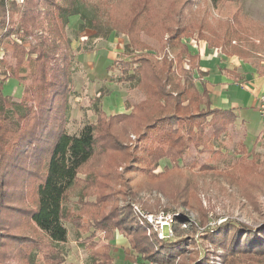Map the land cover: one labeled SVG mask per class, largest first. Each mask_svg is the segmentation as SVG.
<instances>
[{"label":"trees","instance_id":"obj_1","mask_svg":"<svg viewBox=\"0 0 264 264\" xmlns=\"http://www.w3.org/2000/svg\"><path fill=\"white\" fill-rule=\"evenodd\" d=\"M211 1L217 4L220 0ZM134 2L137 4L131 25H137L141 18L145 17L146 23L154 24L159 21L167 30L172 27L166 24V16L168 17L169 13L180 12L185 6V3H181L182 0L179 6H177L178 2L172 1L171 7L166 10L159 8L156 0H134ZM30 3L31 0H23L22 3H17V0H0L1 15L5 14L8 7L14 6L10 10L13 25L11 23L12 27L6 37L0 35V45H11L17 59L15 67L2 64L0 70L2 73L0 77V264H12L11 259L14 257H19L21 260L24 258L26 264H37L40 258L46 264H65L66 255L61 244L68 240L66 221L76 225L79 238L82 230L84 233H90L84 239L89 240L86 245L95 264H112L111 241L119 228L132 229L126 235L129 237L132 249L145 261L169 263L178 253H180V264H214L211 257L217 258V256H222V261L226 264L230 262L232 264L237 260H239L237 264H240L250 255L262 258L264 224L253 226L227 218L216 227L205 228L201 234V240L206 242L205 253L198 251L193 259L184 261L187 256L186 243L195 241L194 236H180L179 240L170 236L160 238L156 231H150L152 233L148 234L138 220L133 221L136 217H129L127 211L124 212L126 216H115L112 210L105 211V203L106 205L111 203L113 188L116 187L115 166L121 162V159L119 161L115 159L107 163L106 153L98 148L99 143L105 148L104 143L101 142L104 136L109 135L108 138L115 136L113 133L111 135L106 132L102 135L100 132V124L105 120L109 118L123 123L128 118V124L120 126L124 129L121 134L127 136L128 131L139 130L141 142L150 138L155 148L144 149L143 161L147 165H137L142 167L143 174L147 177L141 181L142 190L157 188L164 192L168 191L162 184L165 178L163 175L176 168L156 173L154 170L157 168L156 162L166 155L176 161L181 158L180 148L176 149L180 137L175 138V132L171 130L173 116L184 125L182 129L188 132L190 139H194L196 135L207 137L205 131L208 128L213 129L211 135L218 137L224 129L227 130L237 120L233 109L211 108L209 99L206 107L200 106V91L195 84L192 70L193 66L198 65L199 55L192 54L188 45L181 40L185 35L181 34L183 31L176 27L177 30L171 36L175 39L176 52L179 50L175 57L177 66L173 65L172 60L159 61L157 58L152 59L144 55L145 61L142 65L134 67L133 71L128 70L127 78L119 77L117 80L135 81L137 88L147 94V98L133 104L134 108L130 114L108 115L98 104L95 108L98 116L96 124H86L78 134H71L64 125L66 107H62L59 101L53 99L55 94L57 98L63 96L72 87L69 68L74 60V50L72 39L64 37L65 28L72 15H79L83 20L79 31L94 26V20L83 10L80 0H67L66 5H62L58 0H51L46 5L50 6L49 9L37 8L29 5ZM235 15L238 22L244 23L243 19L241 20L243 16L239 15V12ZM14 34L19 36V41L10 39ZM99 34L100 32L91 37L96 38ZM101 34L107 35L108 32L102 31ZM233 34L230 33L227 43L224 42L230 46L223 47L224 49L230 47V54H238V48L235 47L236 51H233L234 46L229 43ZM236 35L243 34L240 32ZM62 37L64 42H61ZM208 42L209 47L220 46L214 43L211 37H208ZM62 43L65 46H62ZM128 44L126 51L132 55L135 47L130 48ZM59 51L64 57L62 61L58 57L61 56ZM241 57L245 59L246 55ZM185 61H188L189 67ZM259 63L261 62L255 64ZM27 64L32 67L33 74L29 82H26L24 75H21L22 67ZM163 65L166 68L161 71ZM258 70L263 74L264 65L259 64ZM11 77L17 78L24 84L25 92L21 100L3 95V85ZM60 88H64V92L54 91ZM102 96L101 93L96 100L100 101ZM145 116L150 118L145 120ZM134 125L141 126L139 129L131 130V126ZM165 128H167L166 133L161 135ZM155 138L157 142H152ZM167 141H169L170 153L166 155L165 151L159 153L158 148L162 149ZM181 142L186 146L184 140ZM242 148L248 151L245 143L242 144ZM116 149L117 152L123 151L119 146ZM241 159L243 164L245 158ZM93 161L95 168L94 166L92 168L96 171L91 169L82 177V168L85 165L91 168L89 165H93ZM162 172L164 173L161 174ZM74 185H82L83 195L86 192L89 195H96L94 200L79 198L80 209L77 212L65 205L69 200L70 189ZM29 192L35 193L34 203L30 205L27 202ZM176 192V199L180 200V189ZM182 203L187 206L186 200ZM193 203L200 204L197 201ZM90 208H95L96 211L90 212ZM99 208H102V212L98 210ZM175 224L178 222L174 223V226ZM99 232L106 240L102 245H98L96 240ZM140 233L141 238L138 237ZM259 260L253 262L263 264L264 261L261 263Z\"/></svg>","mask_w":264,"mask_h":264},{"label":"rangeland","instance_id":"obj_2","mask_svg":"<svg viewBox=\"0 0 264 264\" xmlns=\"http://www.w3.org/2000/svg\"><path fill=\"white\" fill-rule=\"evenodd\" d=\"M50 1L31 0L29 5L44 9L48 7L47 9H49L50 6L46 5ZM58 1L62 5L67 4V0ZM172 1L178 2L177 6L180 5V0H156L159 8L163 10L169 9ZM22 2L23 0H17V3ZM133 2L134 0H80L83 10L94 20V26L87 27L83 31H79L80 24L83 22L80 16L72 15L70 17L64 37L72 39L74 50V60L69 68L71 69L72 87L63 96L57 98L55 94L53 99L59 101L62 107H66L64 125L71 134H78L86 124H96L98 116L95 108L98 104L108 115L130 114L134 103L147 98L146 92L137 88V82L117 80L119 77L127 78L128 70L133 71L134 67L142 65L145 61L144 55L152 59L157 58L159 61L172 60L173 65L177 66L175 57L179 50L176 52L175 39L171 38L172 33L177 30L176 27L183 31L181 34H185L181 40L187 45L192 43L200 45L204 41L209 45L208 37H211L214 43L220 45L215 48L221 49L226 55L231 53V48L224 49L223 46H230L224 42L227 43L228 35L234 33L229 43L234 46L232 47L233 51H236L235 47L238 48V55H246L245 60L250 62L244 65L251 71L253 62H262L264 65V0H220L217 4L211 0H182L181 3H185L184 8L180 12L169 13L168 17L166 16V24L172 27L168 29L170 31L165 29L162 22L146 23L145 17L141 18L137 25H131L137 4V1L134 4ZM12 8L14 6L8 7L4 15L0 14V35L2 36L9 34L10 27L13 25L10 16ZM237 12L243 16L241 20L243 19L244 23L236 20ZM102 31H107L108 34H101ZM235 31L242 32L243 35L238 36ZM98 32L100 34L96 38L91 37ZM18 37L17 34H14L10 39L17 41ZM239 37L241 39H238ZM61 42H64L63 37ZM127 44L130 48L135 47L132 55L126 51ZM61 45L65 46L63 43ZM10 46L8 44L0 45V70L2 64L11 65V67L17 65V59ZM181 51L182 47L180 46ZM59 52L61 56L58 57L62 61L64 57L61 51ZM63 63L66 65L65 62ZM207 65L212 66V64ZM165 68L166 66L163 65L161 71ZM174 68L176 69L175 66ZM22 69L21 75H24L26 82L31 81L33 74L30 64L24 65ZM240 71H243V67ZM217 74L220 73L214 71L213 77H216ZM1 75L0 72V77ZM54 91L62 93L64 88ZM2 92L5 96L21 100L25 87L20 80L11 77L5 81ZM101 93L103 96L100 102L96 98ZM203 99H205L204 96ZM226 106V108L229 107V105ZM253 115L261 125L262 119L259 114ZM149 118V116L144 117L145 120ZM113 121L108 118L100 124L102 135L107 132L113 133L115 136L113 138H108L109 135L104 136V140L101 139V142L104 143L105 148L100 143L98 146L99 150L106 153L105 161L107 163L121 159V162L115 166L116 187L113 188L114 194L111 203L108 205L105 203V211L112 210L115 216H126L124 212L127 211L129 217H136L132 220L134 222L138 220L146 228L148 234L156 231L160 238H164V236H160V232H165L167 237L178 238L177 240L180 236H194L195 241L186 243L187 256L184 261L193 259L198 251L205 253L206 242L201 240V234L205 228L216 227L227 218H233L253 226L264 224V129L262 125L256 130L251 124L247 129V126L242 124L238 117L237 121L227 130L224 129L218 137L211 135L213 129L208 128L205 131L207 137L196 135L197 137L190 139L188 132L182 129L181 121L173 116L171 130L175 132V138L180 137L176 149L180 148L181 158L176 161L166 155L170 153L168 151L169 141L162 146V149L158 148V152L164 153L165 151L166 156L157 160L155 172L176 168L163 175L165 178L163 177L162 184L168 191L164 192L157 188L142 190L141 181L147 177L143 174L142 167L137 165H147L143 161L144 149L154 150L155 148L152 146L150 138L141 142L139 130L128 131L127 136H124L121 134L124 129L120 126L128 124V118L123 123L120 120ZM140 126H131V130L139 129ZM166 129H163L161 135L166 133ZM170 137L168 136V138ZM182 140L185 141L186 146L184 143L181 144ZM154 141L157 142V138L152 140V142ZM243 143L248 147V151L242 148ZM118 146L123 150L122 152H117ZM242 157L245 158L243 164ZM93 166L95 168L94 161L93 165H89L91 168L85 165L82 168L81 176H85L91 169L96 171L92 168ZM179 189L180 200L176 199V190ZM32 193L29 192L27 197L29 205L34 203L35 193L33 195ZM83 194L82 185L72 186L69 200L65 205L77 212L80 209L79 198L96 199L95 194L89 195L87 192L85 195ZM183 200L187 201V206L183 205ZM193 201L200 202V204L195 205ZM98 210L102 212V208ZM95 211V208H90V212ZM150 215L152 218H149ZM176 222L178 224L174 226ZM65 225L68 230V240L61 244L66 255L65 264H95L87 246L89 240L84 239L90 233H84L82 230L79 238L75 224L66 221ZM163 225L164 228H162ZM130 230L132 231V229ZM130 230L125 228L116 230L115 237L111 241L112 264H134V262L138 264H180V253L169 263L143 260L139 253L132 249L129 237L126 235L127 232H131ZM138 237L141 238L142 234L140 233ZM96 240H98V245L106 243L100 232L96 236ZM219 251L221 253V250ZM211 258L214 264H226L225 261H222V256ZM262 258L250 255L240 264H253V261L257 259H260L259 261L262 263L264 261ZM238 261H234L232 264H237ZM11 263L26 264L24 258L21 260L19 257L12 258ZM37 264L46 263L40 258Z\"/></svg>","mask_w":264,"mask_h":264},{"label":"crops","instance_id":"obj_3","mask_svg":"<svg viewBox=\"0 0 264 264\" xmlns=\"http://www.w3.org/2000/svg\"><path fill=\"white\" fill-rule=\"evenodd\" d=\"M188 48L192 54L199 55L198 65L193 66L192 70L195 84L200 91V106L206 107L208 99L211 108H226L229 105L228 108L233 109L237 119L240 117L247 129L251 124L256 130L263 126L262 120L260 125L253 115L257 113L261 118L258 102L260 95L264 94V73L259 72L258 65H263L262 62L258 65L253 62L251 71L244 65L250 61L238 54L226 55L219 48L209 47L206 41L200 45L192 43ZM185 62L189 67L188 61ZM242 67L243 71H240ZM214 71L220 74L213 77Z\"/></svg>","mask_w":264,"mask_h":264},{"label":"built area","instance_id":"obj_4","mask_svg":"<svg viewBox=\"0 0 264 264\" xmlns=\"http://www.w3.org/2000/svg\"><path fill=\"white\" fill-rule=\"evenodd\" d=\"M259 111H260V114H261L262 124H263V129H264V94H262L261 97H260ZM149 218H152V215H150ZM165 223H166V222H164V224H165ZM168 223H170V222H168ZM166 224H167V223H166ZM162 228H164V225L162 226ZM162 230H163V229H162ZM159 234H160L161 237H163V236H164V237L167 236V235L165 234V232H164V233H163V232H160ZM134 264H138V263H135V262H134Z\"/></svg>","mask_w":264,"mask_h":264}]
</instances>
